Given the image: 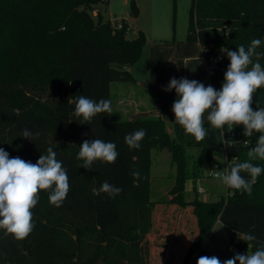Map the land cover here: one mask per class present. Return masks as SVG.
<instances>
[{
  "label": "trees",
  "instance_id": "16d2710c",
  "mask_svg": "<svg viewBox=\"0 0 264 264\" xmlns=\"http://www.w3.org/2000/svg\"><path fill=\"white\" fill-rule=\"evenodd\" d=\"M102 1L110 0H0V147L10 157L32 163L52 147L70 182L59 208L49 203L46 190L38 192L39 202L32 209L35 228L27 238L17 240L0 229V264H149V238L159 203L152 198L153 149L169 150L176 168L171 198L160 202L164 209L176 210L172 221L167 218L170 225L175 222V229L165 232L167 240L188 230L192 212L197 218L198 233L185 241L183 264H192L203 253L212 256L204 244L218 220L233 244H250L253 252L264 248V172L251 197L230 188L233 193L227 199L209 203L184 196L186 182L201 177L205 162L221 159L226 146L238 157L231 167L248 161L260 133L246 137L242 125L215 129L204 121L208 135L197 142L175 122L172 136L159 115L113 121L104 113L81 124L82 117L74 114L80 95L110 99L113 81H134L129 66L139 60L147 42L143 31L130 38L125 20H95L91 11ZM138 11L133 3V13ZM187 35L207 49L210 82L220 90L227 69L211 67L210 57L240 45L247 50L253 39L264 41V0H191ZM256 51L264 53V43ZM259 62L264 67V57ZM252 107H264V85L254 93ZM25 128L39 136L32 141L20 137ZM140 128L147 133L140 149H129L125 136ZM92 139L115 143L116 162L97 161L91 171L80 167V145ZM188 149L201 152L193 171ZM251 162L264 167V160ZM135 170L142 177L137 182L131 175ZM241 175L250 179L247 172ZM104 181L123 191L109 198L99 191ZM247 233L256 240H235Z\"/></svg>",
  "mask_w": 264,
  "mask_h": 264
},
{
  "label": "clouds",
  "instance_id": "9594fccd",
  "mask_svg": "<svg viewBox=\"0 0 264 264\" xmlns=\"http://www.w3.org/2000/svg\"><path fill=\"white\" fill-rule=\"evenodd\" d=\"M262 43L264 41L261 39H253L247 50L244 45H240L235 51H223L230 63L220 90L187 78H171L164 89L168 92L175 90L177 98L172 105L175 123L186 134H191L197 142L203 141L208 135L203 121L206 110H210L207 121L215 129H224L227 126L232 130L242 125L243 135L246 137H251L254 132L260 133L256 146L247 154L248 161L237 163L230 170L225 168L223 171L214 172L215 177L225 186L247 193L250 197L253 185L264 172V167L251 162L256 159L264 160V107H252L254 93L264 85V67L259 62L264 53L256 51ZM253 57L256 62H253ZM104 113L112 114L110 99L95 101L84 95L77 97L74 114L82 117L81 124H90L95 116ZM146 134V130L140 128L126 135L125 143L129 149L138 150ZM38 136V132L34 134L25 128L20 137L32 141ZM46 151L47 154H41L37 162L32 163L19 156L10 157L0 147V229L17 240L27 238L35 228L32 209L39 202L40 190L48 192L49 203L57 208L63 205L70 191L67 169L56 158L57 154L52 147H48ZM118 157L115 143L101 139L84 140L77 155V159L83 161L80 167L89 171L97 161L113 164ZM242 172H247L250 179L242 176ZM131 175L134 182L142 179L138 170L132 171ZM99 191L114 199L123 189L104 181ZM241 239L255 241L256 236L247 233L242 234ZM237 261L239 264H264V248L251 254L236 253L232 258L223 261L215 255L200 256L196 264H237Z\"/></svg>",
  "mask_w": 264,
  "mask_h": 264
},
{
  "label": "rangeland",
  "instance_id": "374dc122",
  "mask_svg": "<svg viewBox=\"0 0 264 264\" xmlns=\"http://www.w3.org/2000/svg\"><path fill=\"white\" fill-rule=\"evenodd\" d=\"M133 3L139 9L137 14L133 13ZM190 6L191 0H110L109 4L106 1L96 4L91 14L95 20L100 16L103 21L111 20L114 23L123 20L127 21L130 25L128 36L133 38L140 31H143L150 45L163 43L173 47L178 44L181 47H186L189 54L188 58H190L189 62L192 64L194 70V80L208 86L211 85V82L208 75L209 67L204 56V51L207 49L197 41L188 40ZM214 57L211 56L210 58L213 59ZM143 64L144 62L141 65ZM131 69L129 66L130 71ZM118 83H124L127 88L135 86L130 81ZM149 95L153 98V94ZM115 99L116 96H112V104H114ZM209 111L206 110L204 113L203 121H207ZM162 118L165 120L166 129L174 136L173 124L175 121ZM111 119L113 121H120L127 119V117L120 115L114 110ZM187 153L189 159L188 166L193 171L201 152L198 149H188ZM210 169L209 164L205 162L200 171L201 177L196 179L195 182L193 180L186 182L185 198H197L203 203H209L223 198L227 199L232 195L233 192L227 186L217 178L209 175ZM175 172L176 168L171 162V152L167 149H153L151 163L152 198L159 201V203L155 209V226L149 238V264H183L188 249L185 241L193 239L198 233L197 218L192 212L188 217V230H183L184 228L187 229V227H182V225L180 227L183 230L182 232L176 233L170 241L166 238L165 232L175 229V222L170 225L167 218L172 221V215L176 213V210L174 206L171 207L172 209L166 210L164 209V205L162 207L160 204L171 197L170 190L174 184ZM194 186H196L195 189ZM199 187H203L205 192L198 193ZM196 189L197 191H195ZM186 208L188 211L192 210L191 206H187ZM167 222L169 226H167ZM221 227V223L215 225L211 236L207 238L204 244V249L212 256L215 255L223 261L232 258L236 253H254L249 247L240 248L233 244L225 228ZM237 237L235 236L237 242L242 240ZM165 241L168 242L165 243ZM200 256L208 255L203 253ZM197 260L192 264H196ZM237 264H239L238 261Z\"/></svg>",
  "mask_w": 264,
  "mask_h": 264
},
{
  "label": "crops",
  "instance_id": "0c3cea01",
  "mask_svg": "<svg viewBox=\"0 0 264 264\" xmlns=\"http://www.w3.org/2000/svg\"><path fill=\"white\" fill-rule=\"evenodd\" d=\"M188 57L187 48L179 44L174 47L163 43L150 45L147 41L139 60L130 66L135 78V82H130L135 86L127 88L124 83H118L123 81L111 83L112 113L115 110L127 119L159 115L175 121L172 105L177 94L174 89L170 92L164 89L171 78L194 80V70ZM149 94H153V98ZM112 96H116L114 104H112ZM219 223L222 224L218 220L216 225ZM237 236L238 239L242 238L241 235Z\"/></svg>",
  "mask_w": 264,
  "mask_h": 264
},
{
  "label": "built area",
  "instance_id": "2783aa9c",
  "mask_svg": "<svg viewBox=\"0 0 264 264\" xmlns=\"http://www.w3.org/2000/svg\"><path fill=\"white\" fill-rule=\"evenodd\" d=\"M224 51V50H223ZM227 55L226 53L222 52L221 54L215 56L213 59L210 58L211 67L219 69V70H225L227 69ZM248 142L246 141L245 144ZM224 156L221 159H215L211 163H209V167H211L209 175L212 177H215L214 172L219 170L223 171L225 168H228L230 170V167L232 163L236 162L238 157L232 155V150L227 148V146L224 148ZM216 178V177H215ZM199 193L205 192V189L203 187H199L198 189Z\"/></svg>",
  "mask_w": 264,
  "mask_h": 264
}]
</instances>
